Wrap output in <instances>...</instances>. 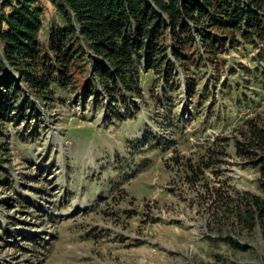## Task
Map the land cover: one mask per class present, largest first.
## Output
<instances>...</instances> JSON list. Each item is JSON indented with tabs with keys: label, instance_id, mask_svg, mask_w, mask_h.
Returning <instances> with one entry per match:
<instances>
[{
	"label": "rangeland",
	"instance_id": "1",
	"mask_svg": "<svg viewBox=\"0 0 264 264\" xmlns=\"http://www.w3.org/2000/svg\"><path fill=\"white\" fill-rule=\"evenodd\" d=\"M56 1L36 0L42 48ZM238 40L143 71L126 104L83 93L79 66L54 101L27 93L0 128V264H264V149L235 147L264 130V41Z\"/></svg>",
	"mask_w": 264,
	"mask_h": 264
},
{
	"label": "trees",
	"instance_id": "2",
	"mask_svg": "<svg viewBox=\"0 0 264 264\" xmlns=\"http://www.w3.org/2000/svg\"><path fill=\"white\" fill-rule=\"evenodd\" d=\"M54 3L63 24L50 27L45 48L38 41L42 12L36 0H17L0 17V128L12 124L25 109L27 93L46 103L54 101L55 89L71 90L77 82L76 66L87 75L83 93L126 104L127 95L140 94L143 71L156 72L167 82L175 68L192 70L195 64L190 57L199 48L214 55L234 47L238 38L264 41V0ZM257 117L244 121L245 145L235 144L238 153L247 157L255 149H264V130ZM257 165L264 175V157ZM256 205L264 236V206Z\"/></svg>",
	"mask_w": 264,
	"mask_h": 264
},
{
	"label": "built area",
	"instance_id": "3",
	"mask_svg": "<svg viewBox=\"0 0 264 264\" xmlns=\"http://www.w3.org/2000/svg\"><path fill=\"white\" fill-rule=\"evenodd\" d=\"M7 4L15 5L16 0H0V9H2V7H5Z\"/></svg>",
	"mask_w": 264,
	"mask_h": 264
}]
</instances>
